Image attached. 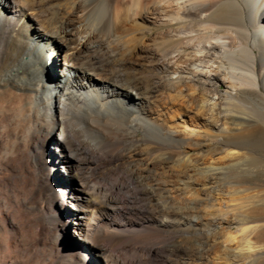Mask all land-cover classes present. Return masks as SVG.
I'll return each instance as SVG.
<instances>
[{
    "label": "bare ground",
    "instance_id": "1",
    "mask_svg": "<svg viewBox=\"0 0 264 264\" xmlns=\"http://www.w3.org/2000/svg\"><path fill=\"white\" fill-rule=\"evenodd\" d=\"M165 229L162 264L264 262V0H0V264H154Z\"/></svg>",
    "mask_w": 264,
    "mask_h": 264
},
{
    "label": "rangeland",
    "instance_id": "2",
    "mask_svg": "<svg viewBox=\"0 0 264 264\" xmlns=\"http://www.w3.org/2000/svg\"><path fill=\"white\" fill-rule=\"evenodd\" d=\"M56 63H53V64L51 63L50 66L47 69L48 76H47L46 82H48L50 84H51V81L49 82L48 78L52 77L53 79H60V77H61V72H60L59 65H58V63L57 64ZM61 63H63V62H61ZM50 67H51V69H50ZM59 136H60V134H57L58 138H59ZM121 137H122V139H121ZM54 139H56V136H55ZM119 141H118V144L114 143L113 149H111V151H110V152H112V151L114 152L113 157H115L114 159L117 160V161L110 162V159H108V158L100 159V161L97 163V165L95 167H93L94 174L96 173L95 174L96 176H99V175L100 176H104V177L109 176V173L111 172L109 170V168H110L109 166L112 167L115 163L120 165V168H122L123 172H127V168L125 167V165L121 164L120 158L124 154H126L127 151H129L134 146V143L129 138H127V136H124V135H120L119 136ZM113 152H112V154H113ZM47 157H49L50 160L51 159L53 160V156H52V153L50 151H48ZM57 168L59 170L60 169L62 170V165L61 164H57ZM84 172H85V177L89 176V171L84 170ZM52 175H53L52 176V181L55 184H58L60 180H58V178L56 177L55 174H52ZM109 178L110 177H108V179ZM142 191L143 190L141 188H139L140 195H139L138 199L134 201L135 204L133 203V205L135 206L137 204L135 207H137L138 205H139L138 207H140V206H144L146 204L145 206L147 208H150L149 202H147L148 198L145 197V195L143 193L144 191L143 192ZM182 237L184 238V235L182 233H178L177 231H175L173 229H165L164 231H162L160 233V236H158V238H153L152 239V243H150L148 246L154 245V247L159 249L160 253L158 255V258L156 259V263L157 264H162L161 261H163V262L167 261L170 257L173 258L174 256L177 255L176 251L179 250V249L176 248V247H178L179 245L182 244V241H183ZM262 239H264V233L262 234ZM80 243H82V242H80ZM68 245H70V247H72L73 249H77L79 251H82L81 247L77 246L78 245L77 243L71 242V243H68ZM88 262L90 264H94L93 260H88ZM156 263L154 262V264H156ZM163 264H166V263H163ZM261 264H264V262L261 263Z\"/></svg>",
    "mask_w": 264,
    "mask_h": 264
}]
</instances>
